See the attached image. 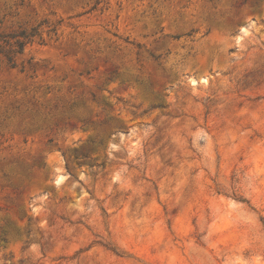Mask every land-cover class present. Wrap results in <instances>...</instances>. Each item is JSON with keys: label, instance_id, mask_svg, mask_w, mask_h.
Masks as SVG:
<instances>
[{"label": "rangeland", "instance_id": "obj_1", "mask_svg": "<svg viewBox=\"0 0 264 264\" xmlns=\"http://www.w3.org/2000/svg\"><path fill=\"white\" fill-rule=\"evenodd\" d=\"M0 264H264V0H0Z\"/></svg>", "mask_w": 264, "mask_h": 264}, {"label": "trees", "instance_id": "obj_2", "mask_svg": "<svg viewBox=\"0 0 264 264\" xmlns=\"http://www.w3.org/2000/svg\"><path fill=\"white\" fill-rule=\"evenodd\" d=\"M21 36L23 37L24 35H21ZM23 46H24V43H18L20 52L22 51Z\"/></svg>", "mask_w": 264, "mask_h": 264}]
</instances>
